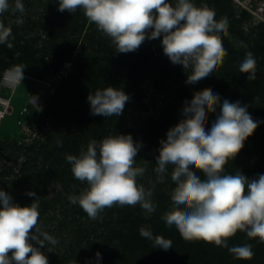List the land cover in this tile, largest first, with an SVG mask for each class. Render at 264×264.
I'll list each match as a JSON object with an SVG mask.
<instances>
[{"label":"clouds","instance_id":"9594fccd","mask_svg":"<svg viewBox=\"0 0 264 264\" xmlns=\"http://www.w3.org/2000/svg\"><path fill=\"white\" fill-rule=\"evenodd\" d=\"M9 9L25 13L22 0L11 4L0 0V14ZM78 9L111 39L119 53L135 52L145 39L162 36L164 54L173 64L183 66L188 84L211 76L228 54L219 35L228 32L227 18L217 20L207 4L197 7L192 0H176L175 5L169 0H59L60 12L74 14ZM10 35L11 29L0 23V43H7ZM8 47L12 45L8 43ZM24 68L16 66L9 81L22 82ZM239 71L248 74V81L257 78L256 59L251 52L246 53ZM87 100L92 115L106 118L120 116L129 96L123 90L107 87L96 90ZM220 101L211 89L194 93L191 101L185 102V118L167 131L166 140L160 141L154 171L162 179L171 165V180L176 185L171 192L172 206L162 219L169 228L175 226L187 241L202 240L227 248L236 259L250 260L254 255L251 244L229 247L228 240L243 231L249 239L258 238L264 243V175L250 180L239 171L225 174L224 168L242 150L258 122L239 101L225 99L222 105ZM218 105L220 114L206 131L207 113H215ZM141 147L130 134L110 135L100 142L90 141L79 156L67 155L74 178L87 185L79 195H70L69 202L79 204L92 220L114 205H139L151 215L156 210L153 191L137 183L145 167L134 166ZM197 170L205 179L196 174ZM27 195L36 197L32 191ZM0 205V264H48L40 249L46 244L55 246L58 240L38 227V201L21 207L0 190ZM139 232L154 247L172 248L171 240L154 237L150 228L142 227ZM96 258H100L99 252Z\"/></svg>","mask_w":264,"mask_h":264},{"label":"rangeland","instance_id":"374dc122","mask_svg":"<svg viewBox=\"0 0 264 264\" xmlns=\"http://www.w3.org/2000/svg\"><path fill=\"white\" fill-rule=\"evenodd\" d=\"M13 2L14 0H9L10 4ZM214 2L215 0H199L196 2V6L209 3V8L215 11L217 20L227 18L228 32L219 35L225 42L224 48L228 54L211 76L196 84L186 83L188 73L184 74L185 70L182 71L181 76H178V72L176 75L175 72L154 75L143 67V70L138 71L136 68L123 66L122 59L112 63L111 68L103 75L102 66L96 62L101 59L106 50L99 37L101 33H96L94 38H90L87 32L89 21L86 20L82 33L74 36V28L70 23L74 14L67 10L58 11L59 3H55L54 0H22L25 7L23 15L19 12L13 13L11 9L0 14V20L5 21L6 27L10 29L21 28L32 22L40 24L34 28L33 32H28L19 41V45L32 44L37 52L34 58L36 61L21 59L19 62H15L17 66H25L22 84L20 83L19 87L13 89L0 86L1 95H13L12 109L14 111L12 114H8L0 125V142L5 141V143L13 144L9 147H0V190L7 192L12 197L13 203L17 204L15 201L19 189L15 188V191L8 189V182L18 177L21 165L26 160L25 148L31 146L35 141L45 142L46 138L58 129L55 127L56 120L47 115L46 109L53 99L52 95L58 89H60V93H64V96L68 97L66 91L69 89V84H63V79L53 80L52 78L31 82L27 75L47 76L49 69L44 62L56 57L59 46H67L69 38L78 44L83 41L87 46L85 54L89 65L85 73L89 74L90 83L94 82V79L99 81L100 84L96 89L94 88L95 91L113 86L123 90L129 96L124 107L129 116L127 117L128 121H125L115 116H113L114 118H105L90 115L87 121L76 123L70 128L68 126L61 127L51 144L54 146L56 141L67 140L70 148L76 147V150L79 149L81 152L90 141L100 142L101 138L110 135L130 134L135 140L133 132H136L139 137L143 125L146 129L144 133L147 132L151 137L149 140L151 148L147 157L137 155L134 166L145 167V173L142 177L137 178V183L143 185L146 190L152 189L153 191L152 200L156 204V210L152 215L158 211L157 197L169 196L174 186L169 170L170 165L162 179L158 178L154 169L157 166L156 158L161 147L160 141L166 140L167 131L174 127L170 125L168 118L175 114L174 110L179 104V93L182 88L193 90L195 85H199L205 89H211L213 93L221 97L220 105L225 99L232 103L239 101L241 106H247L248 113L254 121L258 122L254 135L249 136L245 142L248 143L253 137H259L262 134L264 138V0L223 1L221 6L226 7L227 14H218L219 5H215ZM58 16L61 20H56ZM21 19L22 23L19 22ZM53 20L56 21L53 22ZM20 32L21 29L17 34ZM34 37L36 41L33 43L31 39ZM161 41L162 36L158 44H162ZM109 43L110 46L115 47L111 40ZM247 52H251L256 59L257 78L253 81H248V74L239 71V66ZM161 58L169 59L165 54ZM41 60L43 63L40 62ZM67 61L62 63V67ZM1 63L7 62L2 60ZM7 65V69L9 68L11 71L16 66L14 63H11L12 66L8 63ZM36 73L42 74L38 76L39 74ZM71 74L72 79H75L78 72L71 70ZM26 97L27 105L24 102ZM33 98H35V102H32ZM24 104L28 109L27 113L31 117V121L21 124L20 131L17 120L20 117V108ZM217 109L221 110L219 105ZM139 120L140 122H138ZM105 130H107L106 134ZM5 134L11 135L10 139L6 138ZM12 146L14 147L11 148ZM152 154H154V158H152ZM46 188L44 201L48 204L38 209L40 213L38 227L42 232H46L58 240L57 245L46 244L40 249L47 257L48 264H135L134 259L137 254L124 248L119 250L115 246L106 247L102 240L113 230L119 229L122 224L123 219L110 214L111 210L116 209L118 205L105 208L98 219L92 220L79 204L69 202L70 195H67L68 193L63 192V195L67 196L66 200H61L56 205L53 204L52 200L60 191H63L61 181L54 177L50 186ZM80 192H73L71 195H79ZM120 209H132L136 215L151 217L139 205L135 207L120 206ZM161 211L158 212L161 213ZM30 242L34 246L40 247L35 241ZM48 248H52V251H48ZM97 252L100 253L99 259L96 258ZM141 256L143 257V254Z\"/></svg>","mask_w":264,"mask_h":264},{"label":"trees","instance_id":"16d2710c","mask_svg":"<svg viewBox=\"0 0 264 264\" xmlns=\"http://www.w3.org/2000/svg\"><path fill=\"white\" fill-rule=\"evenodd\" d=\"M175 1L176 0H169V2L173 5H175ZM197 1L199 0H194L192 2L197 5ZM223 1L226 0H215L214 2L215 5H219L217 9L218 14H227L226 7L221 6ZM54 2L59 3V0H54ZM209 6L210 5L208 3V7ZM73 17L74 18L70 23L71 26H73L72 28H74L73 34L75 36L76 34L78 35L79 33H82L87 18L81 9H78L77 12L74 13ZM56 20H61V18L58 16ZM56 20H53V22ZM0 23L4 24L6 27L5 21L0 20ZM38 25L40 26L39 23L32 22L26 26L24 25L25 27L22 26L24 27L23 29L22 27L13 28L14 30L11 29V35L8 37V42L0 43V86H2V79L5 72L10 70L9 68L7 69V63L12 66L11 63L16 65L15 62H19L21 59L35 60L34 58L37 52L33 45H28V43L19 45V41H21L23 36H26L28 32H33L35 30L34 28ZM19 29H21V32L20 34H17ZM87 32L90 38H94L96 33H101L99 37L104 43L106 50L101 59H98L96 62L102 66L101 69H103V75L105 71L111 68V64L115 63V61L119 59H122L121 63L123 66L133 67L138 71H141L143 67L148 72L150 71L154 73V75L171 74L174 72L176 75V72H178L180 74H178V76H181L182 71L185 70L182 65L173 64L170 59L161 58L164 55L162 44H158L161 37L159 40L158 38L155 40L145 39L139 49L135 52L119 53L115 50V47L110 46L109 40L111 39L105 36L102 32L98 31L97 26L94 23H89ZM31 41L34 43L36 38H32ZM8 43L12 45L11 48L8 47ZM224 43L225 42L223 41V45ZM86 51L87 46L83 41L78 44L76 41H72V39L69 38L67 46H59L56 57L51 58L50 61L44 62L47 64L46 67L49 69V74L47 76L37 77L27 75L29 76L28 80L31 82L51 79L58 72H60L62 69V63L67 60H72V70L78 72L75 79H72L71 74L62 80L63 84H69V89L66 91L68 97H65L64 93H60L61 91L58 89L52 95L53 99L49 107L46 109L47 115L56 120L55 127L58 129L50 134L51 136L47 137L45 142L35 141L31 146L25 148L24 154L26 156V160L23 161L24 163L21 165L20 173L15 180L8 182V189H14V191L15 188L19 189L15 202L21 207L30 206L33 201H38L39 208L46 206L48 204V202L44 201V195L47 191L46 187L50 186L54 177L61 181L63 188V191H60L55 199L52 200L55 205L61 200L67 199V196L63 195V192L68 193L67 195H71L73 192L78 193L87 187L86 183H82L74 178V175L71 172V165L66 160L67 155L79 156V149L76 150V147H74V149L70 148L67 140L56 141L54 146L51 144L52 141H54V137H56L60 132L59 129H61V127L68 126V128H70V126L76 125V123L87 121L88 117L92 115L90 103L88 102L87 97L92 93L94 94V88L96 89L100 83L95 79L94 82L90 83L91 78L89 77V74L85 73V70H87L89 65V61L86 60ZM2 60H5L7 63L2 64ZM43 60L40 62L43 63ZM36 74H39L38 76H40L42 73ZM184 74H186V71ZM175 78L177 79L178 77ZM194 87L195 89L193 90H186L184 88L181 89L179 93V104H177V107L174 110L175 114L168 118L170 119V125L175 126L185 118L183 115L185 102H190L194 93L205 89L203 86L199 85H195ZM5 96H11L13 103V95L5 94ZM24 102L27 105V97ZM220 111L221 110L216 108L215 113H207V120L205 124L206 131H210L211 126L220 114ZM6 116L0 125H2ZM128 116L129 113L123 109L122 114L115 117H120V119L128 121ZM111 118L114 117L112 116ZM30 121L31 117L26 114L23 117V123H29ZM138 122H140V120ZM17 125L20 127L21 131V125L18 123ZM145 130V127L142 125V132L139 137L136 132V134L133 132V137L135 138L134 141L142 144V147L137 153L140 157L144 155L147 157L151 148L149 144L151 137L147 134V132L146 134L144 133ZM106 132L107 130H105L104 133L106 134ZM151 135L153 136V134ZM4 136L8 139L11 137V135L7 134ZM262 136L263 134L259 137H253L248 141V143H244V147L237 154V156L233 160H229L225 165V174H235L239 171L250 180L258 178L259 175H264V138ZM10 145L13 144L5 143V141L0 142V147H9ZM13 147L14 146L11 148ZM86 148L87 146L84 150H86ZM151 156L152 158L155 157L154 154ZM169 170L172 172L171 165ZM196 174L202 180L205 179L202 172L197 170ZM175 187L176 185L174 183L173 189ZM29 191L35 192L36 197L27 195ZM157 199L159 204L158 211H162L161 213L156 211V213L153 215L151 214V217L149 218L141 217L140 214L136 215L134 213L135 211L132 209L121 210L119 205L116 209H114L115 212L112 209L110 214L112 216L117 215V217L121 220L123 219V221L119 229L113 230L110 234L106 235L104 239H102L106 247L111 248V246H115L119 250L124 248L127 249V251L134 252V254H137L134 259L135 264H264V243H261L258 238L249 239L243 231H238L233 237L229 238L228 244L229 247L251 244L254 255L250 260L236 259L227 248L217 247L214 244L206 243L202 240L187 241L183 239L175 226L169 228L162 219V216L169 211L172 206L171 194H169V196L161 195L157 197ZM0 207H2V205H0ZM142 227L150 228L154 237L159 235L165 239L171 240L172 248L164 250L159 247H154L152 241L143 238L140 235L139 230ZM138 252L143 254V257Z\"/></svg>","mask_w":264,"mask_h":264},{"label":"built area","instance_id":"2783aa9c","mask_svg":"<svg viewBox=\"0 0 264 264\" xmlns=\"http://www.w3.org/2000/svg\"><path fill=\"white\" fill-rule=\"evenodd\" d=\"M72 70V62L71 61H67L64 63L62 69L60 70L59 73H57L52 79L56 80V79H65L66 77H68L71 73ZM11 70H7L3 76L2 79V86L3 87H8V88H16L17 86L20 85L19 84H13L9 81V76L11 74ZM26 106H23L22 108H20V117L17 120L18 124H23V117L28 114L27 111L28 109H26ZM12 100H11V96H5V95H1L0 94V123L3 121V119L5 118V116L7 114H12Z\"/></svg>","mask_w":264,"mask_h":264}]
</instances>
